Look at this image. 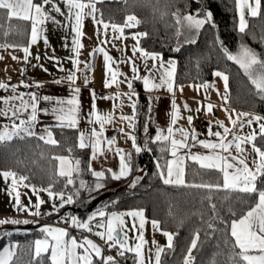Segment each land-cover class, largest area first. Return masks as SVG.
<instances>
[{
    "label": "snow or ice",
    "instance_id": "obj_1",
    "mask_svg": "<svg viewBox=\"0 0 264 264\" xmlns=\"http://www.w3.org/2000/svg\"><path fill=\"white\" fill-rule=\"evenodd\" d=\"M64 7L67 9V18L71 22V30L74 33L73 36V56L70 57L73 69H76L79 61L75 58L79 55V49L83 47L80 42L82 35V22L85 16H91L93 23L101 25L105 30L109 27L114 32H120L123 35V29L125 27H135L140 21L134 15H128L125 17L124 24H115L106 22L102 16L97 19L96 13L98 11L96 7L97 0H62ZM46 9L45 6H49ZM246 6L248 15L255 17L262 11L261 0H252L251 3H247V0H236L237 12L240 14L239 31L245 32L246 21L241 8ZM87 9V11H86ZM0 10L6 12L8 18H19L23 20L31 21V34L29 38V46L35 43L40 36L42 25L46 20H52L55 23V18L50 15L51 12L63 15L61 7L56 0H0ZM177 27V35L180 34L181 28H186L191 35L194 32H199L200 28L206 23L211 22V12H206L202 16L194 15L191 13L181 14V10L177 9L172 13ZM7 34V33H5ZM146 33L139 32L134 33V38L144 36ZM194 42V40L189 41ZM219 43V41H217ZM45 44H47V38L45 37ZM29 46L20 45H4V47H21L24 52V62L27 64L29 53ZM177 50V49H174ZM103 49L97 47L94 52H101ZM221 51L224 56L233 61L243 71L244 75L248 78L253 85L256 95L264 100V55L258 54L246 45H241L237 52L233 53L226 47L221 45ZM137 52L140 54V58L145 61V68L149 75L142 77L137 75L138 69L135 63L129 58V63L132 64L133 77L136 79H142L143 87L146 91H152L162 86H166L169 92L173 91L172 79L174 74L175 62L169 61L168 67L165 69L163 60L157 65V57L160 56L157 52H149L137 46L133 48V54ZM105 73L111 71V80L106 78L104 80V87H109L112 83H117V76L122 75L118 70H112L109 68V62L112 57L106 52H103ZM151 58L153 61L152 68H147L146 61ZM16 59V57H13ZM39 60V56L36 57ZM52 59H56L52 57ZM57 67L63 71L57 61ZM87 67V65H86ZM25 69H21V75H24ZM46 71V70H45ZM154 71H160L159 83H155L151 75ZM213 76L219 77L224 81V96L222 100L227 103L228 93V76L221 71H214ZM11 78H9L10 80ZM67 80L70 86L75 84L76 73L74 70H70L67 75ZM59 83V80L54 81ZM128 88L131 90L132 83L127 81ZM41 87L42 85L37 82L35 85L26 83L23 79L19 85L0 82V90H4L10 94L0 96V117H4V123L0 125V143L10 142L14 138L24 139L36 137L45 144L57 145L59 142L54 138V134L51 130L52 127H68L76 128L78 124V112L80 111V101L77 99L80 89L72 87V95L69 99H61L59 97H53L49 95L39 96L36 92H23L18 91L20 87ZM182 87V86H181ZM199 87V86H197ZM203 87L207 90L209 84L204 83ZM135 94V93H133ZM219 95V92L217 93ZM93 93V97H94ZM110 97H105L108 99ZM207 98V97H205ZM43 100L50 104V108L38 107L39 102ZM54 101V103H53ZM222 107L224 105H221ZM133 114L135 115V104L132 105ZM213 105L208 103L203 109L197 108L196 111L201 110L205 112H211ZM185 110L191 111L188 105H184ZM227 112V108H225ZM43 112L44 114H51L53 119L57 122L55 125H44L41 133L34 131L38 121V114ZM235 115V119H233ZM170 121L168 123L167 132L157 128L156 133L151 140L153 143L162 142L170 145L168 151L172 159L166 161V175L159 160L156 162V168L160 173V179L164 184H177L185 185V169L184 160L185 156L180 155V149L190 148L194 146L189 144V139L198 143L201 147L208 149L209 154L202 155L200 153H186L187 159H190L202 169L217 170L223 174V185L225 189H234L242 193H258L256 202L253 206L244 212L239 219H233L231 221L230 235L234 241V247L239 251L231 258V264H264V190H258L256 185V179L258 175L264 174V149L258 147L254 140L257 133L252 131L243 137L235 135L234 129L238 125L239 128H243L245 124L251 126L253 122L259 125V135L264 138V116L257 115L249 112L232 113L228 115V121L233 125V129H230L224 125L222 121H216V124L223 131H212L209 121L207 128V135L216 137V141L197 139V133L194 128L191 131L183 128L176 129L173 125L179 119V109L175 103V99L172 101V110L170 113ZM91 117L95 118V123L100 125L99 132L96 129H92L90 133L80 132L78 136L77 147L79 149L91 148V156L88 161L82 162L79 157L69 156H56L55 159L59 161V165L56 170V176L63 178L65 187L59 191L53 190V184L49 183L45 188H37L36 185L26 183L29 177L26 175H18L11 169L0 171L5 181L11 179L9 186V195H14L15 208L18 212H28L29 215L39 217L41 216L40 205L44 201L37 195L35 201L36 211H32L29 205L21 203L20 192L17 190L19 186L31 188L33 193L36 194L40 191L47 193L50 200L53 201L51 210L52 212H58L65 205H71L80 198L81 189L87 191H95L105 187L103 180L105 178V170L96 171L92 168V160L98 155H103L104 151L99 141V136L104 131V125L111 122V114H99L93 99L91 104V111L89 113L88 122L92 123ZM121 119H130L122 116ZM192 116H188L187 120L189 125L192 124ZM130 127L132 124L130 122ZM123 133V129H120ZM145 133H147V127H145ZM177 133L181 137L176 138ZM230 133L231 139H227ZM128 139L132 141V148L136 153L142 151V147L137 144L136 137L132 133L127 134ZM108 151H111L113 140L107 141ZM148 139H145L144 149H147ZM243 144H250L252 151L255 153V158L252 163L255 166V170H251L246 163V156L244 155L245 149ZM235 149L236 155L232 154V149ZM163 151L164 149H160ZM219 150V151H217ZM71 153V149L68 150ZM116 155L119 157V171L115 172L112 169H107V172L112 174V178L119 180L122 177H126L131 169V153H125L123 149L116 148ZM226 153L227 155H224ZM107 159V157H105ZM82 163L85 167H82ZM231 170V171H230ZM85 172L90 173L94 178V187L89 185L84 179L81 178ZM79 181V187H75L76 181ZM136 180L132 181V185L135 186ZM73 186L70 191H66L68 186ZM198 188H219L220 184H199L191 185ZM104 208H97L86 216V218L78 217L77 215H68L66 217H60L61 221L69 226V228H76L86 231L103 241V245L94 242L89 236L84 235L82 239L77 240L75 237L69 236L68 229L64 227H54L49 224L40 225L39 231L43 234V239H37L34 242V251L32 253V261L29 264H35L39 258L40 264H43L44 254H48L47 259L50 264H119L116 257L126 258V253H134L135 264H145L143 255V244L145 243L143 238L144 227V209H133L126 212H108ZM213 215L215 214V206L212 205ZM47 215L48 213H44ZM234 215V214H233ZM126 217L132 218L133 225L132 231H136V218H139L140 228L139 235L136 238V243L131 245L128 237V225L126 223ZM37 223V221H29L27 219H6L0 220V225L5 223H11L13 225ZM159 221L152 220V226L157 231H160ZM211 227V225H209ZM163 235L167 237L168 247H172L173 233L164 231ZM155 244V242L153 241ZM198 233L194 234L191 239V244L187 249V254L183 257V264H191V254L194 248L197 247ZM105 246L109 253L115 250L116 256L111 254H105ZM18 245L9 244L0 249V264H15L14 257ZM151 252V250H149ZM164 251L162 247L155 248V260L154 264H162L161 253ZM149 264H152L151 260Z\"/></svg>",
    "mask_w": 264,
    "mask_h": 264
},
{
    "label": "trees",
    "instance_id": "obj_2",
    "mask_svg": "<svg viewBox=\"0 0 264 264\" xmlns=\"http://www.w3.org/2000/svg\"><path fill=\"white\" fill-rule=\"evenodd\" d=\"M261 4L262 11L249 18L243 33L238 30L235 0H97L96 17L100 19L102 13L106 22L122 25L126 16H136L140 22L133 28L124 29V32L146 33L139 38L140 48L159 53L163 60H176L175 84H202L212 79L214 71L224 72L228 76L229 104L264 116V100L256 95L253 85L238 65L228 60L221 51V45L235 52L243 44L264 55V0H261ZM177 9L181 10V14H194L199 9L210 11L212 22L205 23L199 32L191 35L186 28H181L177 35L178 26L172 15ZM30 28V21L8 18L6 12L0 10V46H27ZM192 40L194 42H189ZM145 117V105L140 103L134 136L142 151L138 154L135 150L131 152L130 173L119 180L107 174L103 180L105 187L99 190L89 192L81 189L80 198L60 209L55 217L77 215L85 218L105 205L108 212L142 208L147 217L160 222L163 230L173 233L172 247L164 248L161 254L162 264H183V257L196 233L198 243L192 251L191 264H231V258L239 251L234 247L230 235L231 221L239 219L254 205L258 193L225 189L221 185L220 172L202 169L191 162L185 167V185L164 184L156 162L159 160L165 170L169 145L150 141L147 144L150 151L144 149L141 144L144 142L142 130ZM55 136L59 142L57 145L45 144L36 137L14 138L0 144V168L28 176L26 183L37 188H45L52 183L54 191L63 189V178L55 174V157L71 155L86 162L89 151L77 147V133L74 130L58 129ZM254 143L264 149V138L260 135ZM85 166L82 163V167ZM140 171L143 174L137 178ZM81 178L94 187L95 180L90 173L85 172ZM134 178L137 182L135 186H130ZM199 184H220L221 187L208 189L191 186ZM256 185L258 190H264V174L258 175ZM75 187H79L78 180ZM72 188L70 185L66 191ZM212 205L215 206L214 215ZM38 224L34 223L26 230L16 225L0 227V248L10 240L18 245L15 264H29L32 261L33 243L41 234ZM47 256L44 254L43 264H50ZM125 256L118 259L123 264H131L129 254ZM120 261L119 264H122ZM35 264H40L39 258Z\"/></svg>",
    "mask_w": 264,
    "mask_h": 264
},
{
    "label": "crops",
    "instance_id": "obj_3",
    "mask_svg": "<svg viewBox=\"0 0 264 264\" xmlns=\"http://www.w3.org/2000/svg\"><path fill=\"white\" fill-rule=\"evenodd\" d=\"M56 2L61 7L64 14L60 15L55 12H51L50 15L55 18L56 22L53 23L52 20H46L42 25H40L42 32L36 42L32 43L30 46L29 44H27V46H29L30 53V55L28 56L27 64L24 62V52L22 51V48L0 46V82L11 83L15 85H19L22 79L30 85H35L37 82H39L42 85L39 88L35 86L20 87L18 88V91H23L26 93L36 92L39 96L49 95L65 100L71 97L72 87L80 89L77 96V99L80 101V111L78 112L79 119L77 127H52L51 130L54 134L55 139V130L58 129H71L76 131L77 143L80 132H85L86 134H88L92 129H96L99 132L100 125L95 123L94 117H91V119L93 120L92 123L88 122L93 99L95 100V105L99 114H111V122L104 125V131L99 136V141L103 148L104 154L98 155L91 162L92 168L94 170H105V172L107 174L109 173L110 177H112L111 173L107 172V169H112L115 172L119 171V157L116 155V148L123 149L125 153H131L134 150L132 148V141L128 139L127 134L132 133V135H134L135 119L140 103L144 104L146 108L145 123L142 130V133L144 135V142L141 145H145L146 138L148 139V142L152 141L151 137L155 135L157 128L162 129L165 133L167 132L168 123L171 118L170 113L172 110L173 98L175 99V103L177 105V108L179 109V119L173 125L174 128H183L185 130L191 131L192 125H189L187 117L192 116V118L194 119L196 116L200 115L203 118L204 126L202 128V135H197L198 140L207 139L213 142L216 141V137L207 135V125L209 121L212 122V131L222 132L223 130L217 126L216 121H222L226 127L233 129V125L228 121V115L232 113V110L234 109L235 113L249 112L246 110L235 108L229 104V87L227 93V103L222 100V97L225 94L224 81H222L219 77L213 76V74L212 79L207 82L209 84L207 90L203 87L204 83L175 84L174 76L176 71V60L174 58L163 60L162 57L159 56L156 60L157 65H159L161 60H163L165 69H167L169 61L175 62L174 74L172 79L173 91L169 92L166 86H162L158 89H153L152 91H146L143 87L142 79H136L133 77L132 64L129 63L130 58L135 63L138 69V76L142 77L144 75H149L148 71L145 68V61L140 58L139 52H137L135 55L133 54V48L137 46V41H139L140 37L134 38V33H125L124 29H129V27H125L123 29V35H121L120 32H114L111 27L105 30L101 25L94 24L91 16H85L83 19L81 29L82 35L80 37V42L83 47L79 49V55L75 57L79 61V63L76 69H73L70 57L73 56L72 47L74 33L71 30V22L67 18V9L64 7L62 0H56ZM251 2L252 0H247V3ZM45 7L47 9L50 7V5ZM236 13L239 28L240 14L237 12V8ZM241 13L244 16L247 25L249 18H251L252 16L248 15L246 6L241 8ZM45 37L47 38V44H45ZM97 47L103 49V51L94 52ZM104 51H106L112 57V60L109 62V68L112 70H118L120 73H122V75L117 76V83H112L107 88L104 87V80L106 78V75L107 79L111 80V71L107 72V74L105 73V62L103 57ZM37 56H39V60L36 59ZM13 57H16V59H13ZM52 57H55L56 59L54 60L52 59ZM57 61L59 62L60 67H62L63 71H61L60 68L57 67ZM146 63L147 68L151 69L153 64L152 59L149 58ZM21 69L26 70L23 76L21 75ZM70 70H74L76 73L75 84L71 86L69 84V81L67 80V75ZM151 75L155 83L160 82V71H154L153 73H151ZM9 78L11 79L9 80ZM56 80H59L60 82L55 83L54 81ZM126 80L131 81V90H129ZM100 90L104 92L103 97L97 96L98 91ZM218 92L219 95L217 94ZM93 93L95 94L94 97ZM8 94L10 93L5 92L4 90H0V96ZM105 97L110 98L105 99ZM208 103H211L214 106L211 112H205L203 110L199 112L196 111L197 108L203 109V107H205ZM133 104H135V115L133 114ZM185 104L188 105V108L191 109V111L185 110ZM221 105L224 106L222 107ZM38 107L50 108V104L41 100ZM225 108H227V112L225 111ZM122 116L128 117L130 119H121ZM233 119H235V115H233ZM4 120V117H0V125L4 123ZM38 121L39 122L34 129V131H36L37 133L42 132V128L44 125H55L57 123L53 119L51 114L46 115L43 112L38 114ZM130 122L132 124V127H130ZM261 122L264 123V121ZM145 127H147V133H145ZM120 129H123V133L120 131ZM252 131H255L257 133V136L259 135V125L256 122H253L251 126L245 124L242 129L237 125L234 129V134L243 137L244 135ZM232 134L233 133H230L227 139H231ZM176 138H181L178 133L176 135ZM108 140L114 141L113 145L111 146V151H108V148L110 147L107 143ZM188 143L193 144L194 146L190 148L180 149V155L185 156L184 169L186 167V164L189 162L197 164L196 162L187 159L185 155L186 153H200L202 155L209 154V150L201 147L198 143H194L190 139ZM242 147L245 149L244 155L246 156V163L248 164L249 168L254 171L255 166L253 165L252 161L255 158V153L252 151L250 144H243ZM87 150L89 151L90 157L91 148H88ZM232 154L236 155L234 147L232 149ZM224 155L227 154L224 153ZM58 156L67 155L61 154ZM105 157H107V159H105ZM168 159H172L169 152L167 160ZM58 165L59 161L56 160V170ZM197 165L199 166V164ZM2 170L5 169L0 168V171ZM164 172L166 175V166ZM221 176V185H223L222 173ZM10 184L11 179L5 181V179L0 176V220H6L10 218L19 220L27 219L29 221H37L40 227V225L43 224L54 226L50 223L40 221H52L60 219V217H55L57 212L50 211L53 201L49 199L46 192L40 191L34 194L31 188L24 186H19L17 189L20 192L21 203L24 205H29L32 211H36L34 205L37 199V195H39V197L44 201V203L40 205L39 209L42 214L39 217H35L29 215L28 212L16 211L14 199L15 194L11 196L9 195ZM67 206L70 205H65L64 207ZM129 210L133 209L117 210L116 212H126ZM44 213L48 214L45 215ZM125 219L128 225L129 243L131 245H134L136 243V238L139 235V218H136L135 221V232L132 231V218L126 217ZM152 220L154 219L147 217L144 213L143 238L145 243L143 244V255L145 264H149L150 260L152 264H154V253L156 247H162L163 249L168 247L167 237L163 235V232L165 230H163L160 225V231L154 229L152 226ZM9 225L13 224L5 223L0 225V227ZM32 225H34V223L30 222L28 224H18L16 225V227H22L24 228L23 230H26ZM72 229L76 228L72 227ZM76 230L89 236V238L93 239L94 242L104 246L103 241H101L98 237L83 230ZM69 236L75 237L77 240H80L83 237V235L71 231H69ZM43 238L44 236L41 233L40 236L35 240ZM153 241L155 242V244L153 243ZM9 244H16V242L10 240L6 242L0 249ZM149 250H151V252ZM112 251L116 253L115 250ZM126 254H129V256L131 257V264H135L134 253Z\"/></svg>",
    "mask_w": 264,
    "mask_h": 264
},
{
    "label": "built area",
    "instance_id": "obj_4",
    "mask_svg": "<svg viewBox=\"0 0 264 264\" xmlns=\"http://www.w3.org/2000/svg\"><path fill=\"white\" fill-rule=\"evenodd\" d=\"M97 96L98 97H103L104 96V92L102 91V90H100V91H98V94H97ZM192 128H194L195 130H196V133H197V135H202V128H203V126H204V120H203V118L200 116V115H198V116H196L193 120H192ZM40 222H47V223H50V224H52V225H54V226H56V227H64V228H66V229H68L69 231H71V232H77V233H79V234H81V235H85L84 233H81L80 231H77L76 229H72V228H69V226L67 225V224H65V223H63L62 221H61V219H56V220H52V221H40ZM105 254H111V255H113L114 257L116 256L115 255V253L114 252H110L109 253V251L107 250V249H105ZM116 259L118 260V261H120L119 259H118V257H116ZM121 262V261H120ZM122 263V262H121ZM123 264V263H122Z\"/></svg>",
    "mask_w": 264,
    "mask_h": 264
},
{
    "label": "rangeland",
    "instance_id": "obj_5",
    "mask_svg": "<svg viewBox=\"0 0 264 264\" xmlns=\"http://www.w3.org/2000/svg\"><path fill=\"white\" fill-rule=\"evenodd\" d=\"M207 11L206 10H204V9H199L198 11H196L195 13H194V15H203L204 13H206ZM211 22H212V20H211ZM211 22H206V23H211ZM124 24V23H123ZM239 29V28H238ZM235 52H237V51H235ZM235 52H233V53H235ZM237 65V64H236ZM239 67V66H238ZM109 174V173H108ZM141 174H143V172L142 171H140V172H138V177L137 178H139L140 176H141ZM110 175V174H109ZM112 175V174H111ZM105 176H108L107 175V173L105 172ZM133 180H135V178L133 179ZM132 180V181H133Z\"/></svg>",
    "mask_w": 264,
    "mask_h": 264
}]
</instances>
